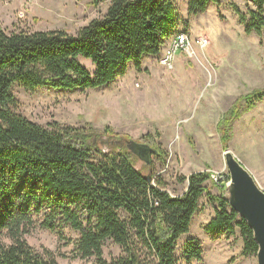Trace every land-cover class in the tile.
I'll return each instance as SVG.
<instances>
[{"label":"trees","instance_id":"trees-1","mask_svg":"<svg viewBox=\"0 0 264 264\" xmlns=\"http://www.w3.org/2000/svg\"><path fill=\"white\" fill-rule=\"evenodd\" d=\"M246 10L232 3L246 35H264V0H247ZM106 12L76 34L64 29L7 30L0 28V264H59L53 251L31 246L36 228L65 239L63 227L78 232L76 257L94 264H193L201 262L204 246L191 235L193 220L204 199L214 210L204 226L208 234H239L244 256H257L259 246L245 219L231 207L223 188L229 175L208 185L209 173L181 176L182 194H171L168 183L154 172L155 162L137 168L131 142L107 127H73L58 121L43 126L20 112L14 88L87 90L103 88L133 65L144 69V59L159 57L181 24L205 13L221 0H188L185 19L176 0H93ZM220 18H223L219 13ZM185 31V30H182ZM186 32V31H185ZM91 61V71L79 58ZM264 100V89L234 102L218 123L227 144L234 124ZM227 131V132H226ZM107 136L106 149L100 146ZM165 164L150 134L143 136ZM119 246V256L108 260L104 246Z\"/></svg>","mask_w":264,"mask_h":264},{"label":"rangeland","instance_id":"rangeland-1","mask_svg":"<svg viewBox=\"0 0 264 264\" xmlns=\"http://www.w3.org/2000/svg\"><path fill=\"white\" fill-rule=\"evenodd\" d=\"M92 1L0 0V28L64 29L76 34L107 10V3L95 7ZM176 1L184 16L186 0ZM232 3L246 10L242 0H222L221 14L228 16ZM179 29L185 30L193 41L195 55L179 53L172 69L163 67L159 57H147L144 59L146 72H137L130 65L125 73L103 88L28 91L16 86L14 93L20 101V112L43 126L58 121L98 131L109 127L127 140L155 149L142 139L150 134L167 154L166 162L161 164L152 154L147 164L135 155L136 167L148 174L144 166L155 162L154 172L166 180L168 190L174 195L182 194L187 187V182H179L181 176L206 172L226 178L229 175L225 163L227 151L264 191V100L234 124L227 144L222 142L217 128L238 98L264 89V35L262 38L246 35L239 21L225 17L189 20L187 27L181 24ZM200 37L207 40L204 49L199 48ZM79 61L94 70L90 60L81 57ZM107 141V136L102 137L100 146L106 149ZM222 180L218 178L217 182L213 181L215 184L208 182L214 193L221 192L217 184ZM213 214V208L203 199L193 220L191 235L201 239L205 252L203 260L193 264H258L256 256L243 255L239 234L227 236L204 231ZM63 232L65 239L60 240L56 233L38 227L27 240L39 251L42 248L53 251L59 264H94V258L76 257L78 232L68 225L63 227ZM103 251L108 260L121 253L119 246L111 241L106 242Z\"/></svg>","mask_w":264,"mask_h":264},{"label":"water","instance_id":"water-1","mask_svg":"<svg viewBox=\"0 0 264 264\" xmlns=\"http://www.w3.org/2000/svg\"><path fill=\"white\" fill-rule=\"evenodd\" d=\"M128 148L147 164L150 163L151 155L156 152L150 146L135 141H131ZM225 163L230 175L225 198L253 230L254 239L259 246L257 263L264 264V191L257 186L248 170L229 151L225 153Z\"/></svg>","mask_w":264,"mask_h":264},{"label":"built area","instance_id":"built-area-1","mask_svg":"<svg viewBox=\"0 0 264 264\" xmlns=\"http://www.w3.org/2000/svg\"><path fill=\"white\" fill-rule=\"evenodd\" d=\"M206 41L207 40L205 38L200 37L198 40L199 48L204 49L206 47ZM179 53L191 57L195 55L193 41L190 39L189 35L182 30L178 31L166 42L162 53L159 56L160 64L167 69H172L175 58ZM210 177L215 182L218 181V178L224 179L223 176L221 177L219 174L215 175L214 173L210 174Z\"/></svg>","mask_w":264,"mask_h":264},{"label":"crops","instance_id":"crops-1","mask_svg":"<svg viewBox=\"0 0 264 264\" xmlns=\"http://www.w3.org/2000/svg\"><path fill=\"white\" fill-rule=\"evenodd\" d=\"M222 1V0H221ZM188 2V0H186V3ZM243 2V5L246 6V5H249L251 8H254L253 4L247 0H242ZM238 5V4H237ZM240 6V5H239ZM187 8V6H186ZM241 8V6H240ZM242 9V8H241ZM244 10V9H242ZM218 12L221 13V6H217L216 4L214 3H210L209 6H208V9L205 13L199 15L198 17H195V18H191L189 20H222V18H220ZM211 15H210V14ZM223 17L225 18H231L232 20H237L239 21L237 15L234 13V11L232 10V8L229 7L228 9V16H225L224 14H221ZM185 19L188 18V15H187V12L186 14L183 16ZM253 35V34H251ZM255 35V34H254Z\"/></svg>","mask_w":264,"mask_h":264}]
</instances>
